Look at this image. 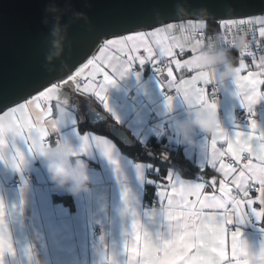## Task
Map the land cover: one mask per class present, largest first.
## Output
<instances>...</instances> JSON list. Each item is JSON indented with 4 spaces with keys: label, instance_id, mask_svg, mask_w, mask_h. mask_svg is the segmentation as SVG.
I'll list each match as a JSON object with an SVG mask.
<instances>
[{
    "label": "snow or ice",
    "instance_id": "snow-or-ice-1",
    "mask_svg": "<svg viewBox=\"0 0 264 264\" xmlns=\"http://www.w3.org/2000/svg\"><path fill=\"white\" fill-rule=\"evenodd\" d=\"M233 7L243 11L256 6L252 0H240ZM179 25L182 28L187 25L183 31L198 45L208 21L190 17L181 20ZM176 26V21L164 22L158 15L157 19L137 22L136 30L113 31L111 38L105 36L100 42L97 54L59 83L42 84L10 102H0V148L6 147L9 152L7 157L0 154V163L19 172L27 158L44 156L54 142L68 143L53 139L65 123V119H55L53 95L57 91L75 88L94 96L108 109L107 88L133 66L145 63L153 65L156 75L163 77L160 83L169 112L173 100L180 97L183 103L191 99V106L196 110L217 113L216 102L210 94L217 92L223 82L218 83L214 76L196 68L197 48L181 46L171 34ZM217 28L225 37L236 30H246L249 34L247 47L237 52V74L231 81L241 106L251 111L264 99V2L255 12L221 19ZM34 113H39V118ZM249 129L247 133L236 131L230 137L217 121V131L208 139L209 158L201 171L211 169L218 176L205 179L202 175L193 182L182 181L169 173L162 181H148L157 184L164 229L149 231L132 211L130 232L123 245L126 264H264V244L252 250L236 227L250 218L264 219V131H258L251 119ZM79 135L76 155L87 157L99 153L119 170V161L113 155L114 144L95 133ZM140 168L137 165L138 172ZM208 187L211 192L206 191ZM121 195L127 205V190ZM7 215L0 200V264H5L6 255H15ZM104 260L105 264H116L112 254Z\"/></svg>",
    "mask_w": 264,
    "mask_h": 264
},
{
    "label": "crops",
    "instance_id": "crops-1",
    "mask_svg": "<svg viewBox=\"0 0 264 264\" xmlns=\"http://www.w3.org/2000/svg\"><path fill=\"white\" fill-rule=\"evenodd\" d=\"M98 47L87 59L98 53ZM149 65L133 66L125 76L115 79V84L105 92L108 109L94 96L75 88H65L53 95L55 119L56 105L65 109L63 116L57 119H65V123L53 137L67 141L66 144L56 145H70L73 158L87 166L89 190L86 193L71 196L52 185L42 167L43 156L27 158L19 172L0 163V200L8 213L7 225L15 249L14 256H5V264H105L104 257L108 254H112L116 264H126L123 245L130 232L132 211L149 231L164 229L162 216L159 215L161 206H145V186L152 180L149 179L151 168L148 164L132 161L107 136L80 129L81 125L88 123V114L92 110H100L107 116L106 123L125 130L141 144L165 135L167 142L180 147L184 158L201 171L209 158V137L197 131L193 133L194 145L181 142L177 123L185 119L182 98L173 100L169 112L165 107V91L160 83L162 76L148 73ZM234 92L232 81L223 82L219 98L215 101L218 122L230 137L236 131L247 133L250 130L249 124L239 126L235 123L236 112L245 109ZM260 104H264V99L253 108ZM73 120L75 124H72ZM163 124L167 128L166 134L161 130ZM256 124L258 131H264V110ZM82 133L98 134L115 145L113 155L119 161L118 171L99 153L94 152L87 157L75 154L80 143L79 134ZM137 165L141 166L139 172ZM206 171L205 179L218 176L211 169ZM169 173L182 181H198L182 178L173 171ZM12 182L16 186L10 187ZM150 184L157 187L156 183ZM125 189L129 196L127 205L121 195ZM206 191L211 192V187ZM155 199L159 202L156 192ZM236 227L252 250H258L264 244V219L256 221L250 218Z\"/></svg>",
    "mask_w": 264,
    "mask_h": 264
},
{
    "label": "water",
    "instance_id": "water-1",
    "mask_svg": "<svg viewBox=\"0 0 264 264\" xmlns=\"http://www.w3.org/2000/svg\"><path fill=\"white\" fill-rule=\"evenodd\" d=\"M262 2L252 0L256 7L242 11L233 7L240 0H0V102L66 78L105 36L124 28L136 30L139 21L159 15L164 22L190 17L219 22L255 12ZM180 7L188 10L187 16L178 17ZM57 27L62 39L54 35ZM57 41L60 55L49 60ZM106 122L100 110L88 114L91 126ZM108 132L125 147L134 145L125 130L109 126Z\"/></svg>",
    "mask_w": 264,
    "mask_h": 264
},
{
    "label": "clouds",
    "instance_id": "clouds-1",
    "mask_svg": "<svg viewBox=\"0 0 264 264\" xmlns=\"http://www.w3.org/2000/svg\"><path fill=\"white\" fill-rule=\"evenodd\" d=\"M203 12L204 10H200ZM178 17H185L188 15V10L180 7L177 10ZM187 25H177L172 30V35L175 36L181 46L185 49L197 48V63L196 68L214 76L216 80L226 82L231 81L237 74L238 61L232 55L233 49L236 52H242L247 47L249 42V34L246 30H236L231 35L225 37L222 32H217L212 38V43L200 42L195 44L190 35L185 34L183 29ZM61 30L56 28L54 35L60 37ZM227 39L229 47H217L219 43ZM56 51L49 56V60L53 56L60 55V43L55 44ZM65 109L61 105H56V118L60 119L63 116ZM183 112L185 119L178 121L177 131L181 138V142L192 146L195 144L194 132L202 133L208 137L214 135L217 131L218 116L215 112H209L204 109L196 110L191 106V99L184 103ZM39 113H34V116L39 118ZM0 154L7 157L9 155L8 149L0 148ZM42 167L45 169L50 183L58 189L64 190L71 196H78L86 193L89 190V175L87 166L82 165L79 160L72 156L70 145H56L54 144L47 150L43 156Z\"/></svg>",
    "mask_w": 264,
    "mask_h": 264
},
{
    "label": "trees",
    "instance_id": "trees-1",
    "mask_svg": "<svg viewBox=\"0 0 264 264\" xmlns=\"http://www.w3.org/2000/svg\"><path fill=\"white\" fill-rule=\"evenodd\" d=\"M217 25L218 22H208L206 31H218ZM109 126L111 125L108 123L101 124L99 126H91L89 123H86L81 125L80 129L92 130L100 135L107 136L112 139L120 150L132 161L151 165L152 167L149 171V179L162 181L164 175H167L169 171H173L178 173L182 178L199 180L202 175H206L208 173L207 171L202 173V171L195 168L184 158L180 147L171 145L167 142L165 135L161 138H151L146 144L136 142L128 135L134 141V145L131 147H125L109 134ZM156 188V185H152L150 183L146 184L144 194L146 202H150L155 198Z\"/></svg>",
    "mask_w": 264,
    "mask_h": 264
},
{
    "label": "built area",
    "instance_id": "built-area-1",
    "mask_svg": "<svg viewBox=\"0 0 264 264\" xmlns=\"http://www.w3.org/2000/svg\"><path fill=\"white\" fill-rule=\"evenodd\" d=\"M217 32H219V31H216V32H213V31L212 32H208V31H206L204 37L201 38L199 42H207L208 44H211L212 43V38L215 36V34ZM216 46L217 47H229V45L227 43V39L223 40L221 43H219ZM232 55L235 56L237 58V61H238L239 57L237 55V52L233 51ZM247 62L250 63V59ZM148 73L156 74L153 65H149ZM219 95L220 94H219V90H218L217 92L210 94V98H212V99H214L216 101L219 98ZM263 110H264V104H260L259 106L253 108L251 111L239 110V111L236 112L235 123L237 125H239V126H243V125L249 124V120L250 119L254 120L257 123L259 121L261 111H263ZM161 130H162L163 134H166V132H167L166 125H164V124L161 125ZM53 139H58V138L53 137ZM54 144H56V143L54 142L52 145H54ZM27 179L30 180L29 177ZM9 186L10 187H14V186H16V183L12 182V183L9 184ZM42 190H43V188H42ZM145 206L154 208V207L160 206V203L154 198L150 202H146L145 201Z\"/></svg>",
    "mask_w": 264,
    "mask_h": 264
}]
</instances>
